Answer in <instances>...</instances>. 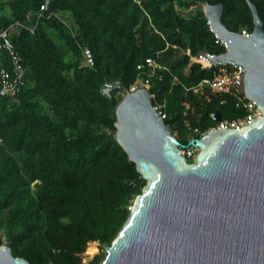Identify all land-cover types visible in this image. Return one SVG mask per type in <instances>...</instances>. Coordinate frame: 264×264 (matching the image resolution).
<instances>
[{
  "label": "trees",
  "instance_id": "obj_1",
  "mask_svg": "<svg viewBox=\"0 0 264 264\" xmlns=\"http://www.w3.org/2000/svg\"><path fill=\"white\" fill-rule=\"evenodd\" d=\"M250 1L264 23V0ZM41 2L0 0V30L28 71L16 95H0V244L30 264H97L104 252L85 263L82 244H110L146 183L113 137L114 107L136 66L147 57L163 66L148 90L184 147L216 125L213 114L245 113L234 88L192 90L214 69L192 57L226 50L202 3H221V22L235 32L250 33L252 15L246 0H50L37 18ZM83 47L92 66L81 64ZM0 63L9 67L4 49ZM113 81L121 89L110 98L101 88ZM73 225L81 233L72 252L56 231Z\"/></svg>",
  "mask_w": 264,
  "mask_h": 264
},
{
  "label": "water",
  "instance_id": "obj_2",
  "mask_svg": "<svg viewBox=\"0 0 264 264\" xmlns=\"http://www.w3.org/2000/svg\"><path fill=\"white\" fill-rule=\"evenodd\" d=\"M248 35L222 22L221 3H202L224 53L198 56L242 68L237 90L261 116L241 129L213 128L184 147L152 104L148 89L127 91L114 107L113 137L146 183L100 264H264V23L246 0ZM120 85L104 88L110 98ZM222 119L220 113L212 115ZM0 264H30L0 244Z\"/></svg>",
  "mask_w": 264,
  "mask_h": 264
},
{
  "label": "built area",
  "instance_id": "obj_3",
  "mask_svg": "<svg viewBox=\"0 0 264 264\" xmlns=\"http://www.w3.org/2000/svg\"><path fill=\"white\" fill-rule=\"evenodd\" d=\"M138 4H140V0H135ZM50 0H42L39 5V10L37 14V18L42 17L45 12L48 10ZM50 14H52L50 12ZM21 26V24H18ZM30 32L32 33L34 27H29ZM241 34L248 35L249 33L245 30L241 31ZM0 49H4L8 55L9 60V67L4 66L0 63V95L2 96H14L16 95L21 88L25 84L26 76H27V68L21 63V60L17 53L15 52L13 45L8 36V30H0ZM220 41V40H219ZM221 42V41H220ZM226 49V45L221 42ZM81 64L83 66H92L93 65V55L89 48L83 47L81 49ZM193 61L200 62L205 67L214 66L212 71V76L208 78L202 79L195 87L192 88L194 93L199 92H229L232 88L236 89L238 93V100L241 102L242 106L245 109V113L237 118H222L221 120L217 121L216 125L213 128H228V129H241L250 120L261 116V110L259 106L255 105V100L248 99L245 95L241 94L236 88V79L242 73V68L234 65V64H226V63H217V64H210L206 59L195 56L192 57ZM137 70L139 71L135 81L130 84L127 91H134L137 88H145L149 89L150 86V76L157 71L158 69H162L163 66L157 62L152 57H147L144 59L143 62H140L136 66ZM144 70H147L146 74H144ZM115 85H119L118 81L107 82L101 88L103 92L104 88H112ZM126 91V92H127ZM123 92V95L126 93ZM151 98H152V94ZM154 109L160 115V118H165V114L160 110V104L153 105ZM190 106L188 103H185L184 107V114H187ZM209 129V130H210ZM198 132L197 128L190 129V135H193ZM206 133V132H205ZM204 134V133H203ZM195 138L190 137V140H194ZM189 140V141H190ZM196 148L193 146L190 147H183L182 152L187 156L194 155V150Z\"/></svg>",
  "mask_w": 264,
  "mask_h": 264
},
{
  "label": "rangeland",
  "instance_id": "obj_4",
  "mask_svg": "<svg viewBox=\"0 0 264 264\" xmlns=\"http://www.w3.org/2000/svg\"><path fill=\"white\" fill-rule=\"evenodd\" d=\"M197 149L194 150V155L193 157L196 155L197 153ZM192 157V158H193ZM62 222H67L66 220H62ZM72 230H67L66 227L63 228L64 230L60 231H56L57 234H59V238H60V243L62 244V246L66 247L67 249H69L70 251H75L77 246H78V235L81 233V229L76 228L74 225L71 226ZM94 243V253H89L88 252V247ZM82 246L84 247L83 251H79V253H77L81 258L82 261L87 263L94 255H97L98 253L104 252L101 250V248L99 247L97 242H93L91 240L87 241L86 244L83 243ZM105 253L101 256V259L99 260V262L97 264H100L101 261L104 258Z\"/></svg>",
  "mask_w": 264,
  "mask_h": 264
}]
</instances>
